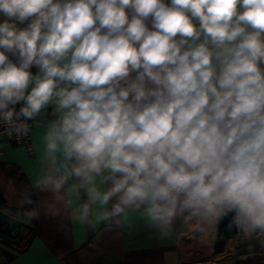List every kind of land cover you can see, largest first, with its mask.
Returning a JSON list of instances; mask_svg holds the SVG:
<instances>
[{"label": "clouds", "instance_id": "9594fccd", "mask_svg": "<svg viewBox=\"0 0 264 264\" xmlns=\"http://www.w3.org/2000/svg\"><path fill=\"white\" fill-rule=\"evenodd\" d=\"M37 124L41 207L264 242V0H0V129Z\"/></svg>", "mask_w": 264, "mask_h": 264}, {"label": "crops", "instance_id": "0c3cea01", "mask_svg": "<svg viewBox=\"0 0 264 264\" xmlns=\"http://www.w3.org/2000/svg\"><path fill=\"white\" fill-rule=\"evenodd\" d=\"M46 131L42 124L31 128V155L24 146L11 144L0 135V169L23 175L37 202L35 234L27 248H13L0 257V264H264V242L239 231L215 250L218 232L214 222L180 217L164 235L142 210L129 211L116 226L111 220H98L100 210L95 206L86 222L74 218L64 202L41 207V200H50L34 191L36 181L48 170L43 142ZM75 182L70 178L68 186ZM68 199L73 208L85 202L83 193Z\"/></svg>", "mask_w": 264, "mask_h": 264}, {"label": "trees", "instance_id": "16d2710c", "mask_svg": "<svg viewBox=\"0 0 264 264\" xmlns=\"http://www.w3.org/2000/svg\"><path fill=\"white\" fill-rule=\"evenodd\" d=\"M19 179L25 185L26 191H32L30 186L27 184L26 179L23 177V175H21L19 177ZM32 198L36 201L34 194H33ZM1 207L7 211H10V213H11L10 215L18 218L21 222H24L26 224V226H24L22 228L23 231L24 230L27 231V233L25 235L23 234V231H22L16 236L15 239H8L9 241L15 242L16 244L20 245V246L13 245L14 249L25 250L27 248L29 242L31 241L32 237L35 234L34 225L36 222L35 221V207L36 206L35 207L26 206L23 209L20 207H12L8 204V202L5 198V194L0 190V208ZM29 213H30V215H29ZM230 219H231V217H228V218L224 219L222 222L217 223L218 237H217L215 245H214L215 250H220L222 247L223 240L225 238L233 236L237 232V230H235L234 228L229 229L227 227ZM0 237H2V235H0Z\"/></svg>", "mask_w": 264, "mask_h": 264}, {"label": "rangeland", "instance_id": "374dc122", "mask_svg": "<svg viewBox=\"0 0 264 264\" xmlns=\"http://www.w3.org/2000/svg\"><path fill=\"white\" fill-rule=\"evenodd\" d=\"M0 190L5 194V198L8 202V204L12 207H19L18 201L21 199L22 193L26 191L25 185L20 181L19 174L14 172L12 169L3 170L0 169ZM2 210H5L4 208H0ZM9 214L10 211L5 210ZM23 231V230H22ZM27 231H23V234L25 235ZM7 237H0V257L4 255H9L14 246H20L16 244L15 242H11L8 240ZM193 254H196L193 252Z\"/></svg>", "mask_w": 264, "mask_h": 264}, {"label": "water", "instance_id": "95a60500", "mask_svg": "<svg viewBox=\"0 0 264 264\" xmlns=\"http://www.w3.org/2000/svg\"><path fill=\"white\" fill-rule=\"evenodd\" d=\"M0 235L9 239H15L21 229L26 226L18 218L10 215L6 211L0 209Z\"/></svg>", "mask_w": 264, "mask_h": 264}, {"label": "built area", "instance_id": "2783aa9c", "mask_svg": "<svg viewBox=\"0 0 264 264\" xmlns=\"http://www.w3.org/2000/svg\"><path fill=\"white\" fill-rule=\"evenodd\" d=\"M1 134L4 136V139L6 141H8L9 143L14 144V145L24 146L29 155H31L33 153L30 132H29V135L27 137H25L23 140H21L19 142L15 139L14 136L10 138L3 129H0V135ZM0 154H1V150H0Z\"/></svg>", "mask_w": 264, "mask_h": 264}, {"label": "snow or ice", "instance_id": "6c2138e0", "mask_svg": "<svg viewBox=\"0 0 264 264\" xmlns=\"http://www.w3.org/2000/svg\"><path fill=\"white\" fill-rule=\"evenodd\" d=\"M0 222H2V221H0Z\"/></svg>", "mask_w": 264, "mask_h": 264}]
</instances>
